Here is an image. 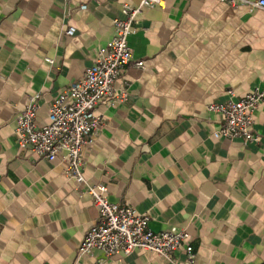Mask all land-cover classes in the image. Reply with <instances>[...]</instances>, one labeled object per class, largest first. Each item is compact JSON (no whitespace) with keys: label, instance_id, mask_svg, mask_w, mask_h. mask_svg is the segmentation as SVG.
I'll return each mask as SVG.
<instances>
[{"label":"crops","instance_id":"obj_1","mask_svg":"<svg viewBox=\"0 0 264 264\" xmlns=\"http://www.w3.org/2000/svg\"><path fill=\"white\" fill-rule=\"evenodd\" d=\"M140 2L0 0V264H171L145 250L81 256L98 210L61 158H35L16 135L30 96L40 95L37 123L48 124L52 103L113 38L123 5ZM129 45L145 68L128 66L118 101L95 108L103 123L84 152L86 178L149 215L154 232L186 231L179 264L187 245L193 264H264V102L257 143L217 137L224 119L208 110L264 90V10L165 0L138 16Z\"/></svg>","mask_w":264,"mask_h":264},{"label":"built area","instance_id":"obj_2","mask_svg":"<svg viewBox=\"0 0 264 264\" xmlns=\"http://www.w3.org/2000/svg\"><path fill=\"white\" fill-rule=\"evenodd\" d=\"M219 1L234 8L247 6L264 10V0ZM150 8H165V0H141L137 6L124 4L123 18L113 22V38L97 51L94 64L87 68L84 76L66 88L52 103L48 124L41 126L37 123L40 95L35 94L30 96L26 108L17 118L16 135L19 146L29 149L35 158L49 161L61 158L65 176L76 181L98 210L99 219L79 246L81 256L97 250L111 258L145 250L171 264H179L174 256L189 239L186 231L173 228L154 232L149 227V215L140 214L131 206L110 202L108 187L102 183L93 184L85 176L84 152L86 149L93 150L103 123V119L95 114V108L103 100L110 103L118 101L115 83L128 66L145 68L143 61L134 60L129 37L134 32L138 16ZM75 32L76 28L70 26L66 34L73 36ZM47 61L54 64L52 59ZM121 99H125V95ZM263 102L264 90L257 89L237 101L210 104L208 110L220 114L224 119L223 127L215 135L257 143L259 138L254 132V113ZM186 252L188 257L184 264H193V247L187 245Z\"/></svg>","mask_w":264,"mask_h":264}]
</instances>
